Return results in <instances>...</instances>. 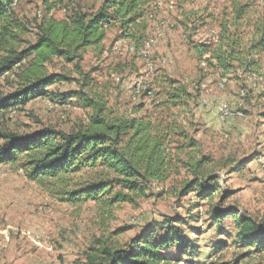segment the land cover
<instances>
[{
  "label": "rangeland",
  "instance_id": "1",
  "mask_svg": "<svg viewBox=\"0 0 264 264\" xmlns=\"http://www.w3.org/2000/svg\"><path fill=\"white\" fill-rule=\"evenodd\" d=\"M114 2L19 0L9 19L13 24L9 37L2 41L0 34V60L11 50L33 45L38 26L51 18L69 21L75 13L92 14ZM114 8H122L121 14L114 16L104 40L90 46L82 60L69 62L55 56L46 63L49 74L71 78L50 86L51 96L79 95L67 104L41 98L0 109V130L27 135L52 127L70 132L88 122L91 110L83 99L94 94L120 114L130 115L133 106L144 104V114L157 99H166L160 84L164 88L169 80H176L194 95L197 92V105L191 102L188 107L181 101L157 115L175 119L197 140L188 152L211 157L207 166L216 179L204 186L213 185L214 190L206 198L199 196L198 186L182 197L177 195L182 182L191 178L180 167V174L165 184L153 183L147 197L113 202L112 195L96 192L100 168L52 176L37 174V163H30L29 153L14 161L0 160V264H85L88 254L102 245L123 247L147 224L177 215L187 220L181 226L193 242L183 254L187 264H264V248L246 246L237 225L246 214L264 227V82L252 88L251 78L245 79L241 70L236 71L240 82L223 79L207 63L208 55L201 58L196 49L223 45L226 50L234 40L245 50L257 44L264 37V0H127L125 6L116 3ZM129 18L134 20L124 21ZM159 29L164 36L149 54L142 55V43ZM132 44L135 51L129 49ZM251 54L262 72L264 50ZM17 71L15 67L0 77V98L23 87ZM157 74L162 76L159 86L153 83ZM88 77L90 83L84 87ZM139 83L152 84L153 92L134 100ZM242 86L248 90L245 97ZM222 104L241 114L222 119ZM217 209H231L234 215L217 223L212 216Z\"/></svg>",
  "mask_w": 264,
  "mask_h": 264
},
{
  "label": "trees",
  "instance_id": "2",
  "mask_svg": "<svg viewBox=\"0 0 264 264\" xmlns=\"http://www.w3.org/2000/svg\"><path fill=\"white\" fill-rule=\"evenodd\" d=\"M15 1L0 0L2 41L7 40L8 29L13 25L9 19H12ZM126 1L115 0L114 4L102 7L92 14L75 13L69 21L51 18L40 24L38 38L33 45L22 51L11 50L0 60V77L18 67L19 71L15 75L24 84L10 95L0 98V109L7 111L22 107L41 98L67 104L72 97L79 95V92H67L51 96L48 92L50 86L71 78L60 73L49 74L46 63L55 56L69 62L82 60L90 46L104 40L106 29L114 16L121 14L122 8H114L115 4L125 6ZM111 7L114 8L113 12L109 10ZM133 20L129 18L124 21L131 23ZM235 41L226 50H222L223 45L212 50L204 45L196 46V49L201 58L208 55L205 58L207 63L223 79L240 82L236 71L241 70L245 79L257 74L263 76L264 82V70L259 72L260 63L251 54L264 50V37L246 50L237 47ZM261 65L264 67L263 62ZM155 77L153 83L159 86L162 76L157 74ZM86 79L84 87L90 83V78ZM161 87L163 86L160 84L159 89H163L166 99L160 98L161 94L157 92L160 99L156 100L157 104L152 103V108L146 109L144 114V104L133 106L132 113L125 115L108 108L107 102L94 94L83 99L86 108L91 110L88 122L70 132L52 127L27 135L0 130V138L3 140L0 145V160L14 161L20 154L29 153L30 163H37L36 173L52 176L80 171L85 167L100 168L97 171L96 192L112 195L113 202L122 200L129 203L137 197H147L153 183L165 184L173 175H179L180 167H183L191 178L182 182L177 195L182 197L198 186L199 196L206 198L214 188L213 185L209 188L204 185L216 179L207 166L212 161L211 157L188 152L197 140L194 142L186 128H181L182 124L175 122V119L157 115V111L168 106L177 107L181 101L188 107L192 102L195 107L197 92L194 95L187 86L176 80H169L167 87ZM152 89V84L148 85L142 95L151 96ZM242 89L246 88L242 86L240 90ZM182 154H186V159L181 160ZM37 174L32 175L34 177ZM232 215L234 211L231 209H217L212 213L214 220L221 224L226 217ZM181 223L187 225V220L181 215L164 216L162 222L147 224L123 247L112 248L104 244L95 249L96 252L88 254L85 264H187L182 259L183 254L193 242L187 237ZM237 225L246 246L264 248V227L261 223L243 214L237 220Z\"/></svg>",
  "mask_w": 264,
  "mask_h": 264
},
{
  "label": "built area",
  "instance_id": "3",
  "mask_svg": "<svg viewBox=\"0 0 264 264\" xmlns=\"http://www.w3.org/2000/svg\"><path fill=\"white\" fill-rule=\"evenodd\" d=\"M17 0L13 3L14 5H16ZM38 15L41 16L42 12L39 11ZM164 36V32L162 30H157V32L153 35V36H149L143 43H142V48H141V54L146 56L147 54H149L150 50L159 42V40ZM137 46V45H136ZM129 49L131 51H135V45L132 44L130 45ZM251 78V87L252 88H256L261 82H263V76L261 75H257V74H253ZM147 86L142 85V84H138L137 88H135L134 90V94H133V99L137 100L138 97L140 98V96L142 95V93L144 92V90L146 89ZM240 93L242 96H247L248 94V90L246 89H242L240 90ZM49 105H52L51 102L49 101ZM220 110V116L222 119L228 118L229 116H233V115H240L241 111H234L232 110L227 104H222L219 108Z\"/></svg>",
  "mask_w": 264,
  "mask_h": 264
}]
</instances>
